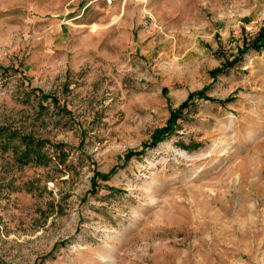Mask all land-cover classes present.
Here are the masks:
<instances>
[{"label":"rangeland","instance_id":"374dc122","mask_svg":"<svg viewBox=\"0 0 264 264\" xmlns=\"http://www.w3.org/2000/svg\"><path fill=\"white\" fill-rule=\"evenodd\" d=\"M263 30L264 0H0V264H261Z\"/></svg>","mask_w":264,"mask_h":264},{"label":"trees","instance_id":"16d2710c","mask_svg":"<svg viewBox=\"0 0 264 264\" xmlns=\"http://www.w3.org/2000/svg\"><path fill=\"white\" fill-rule=\"evenodd\" d=\"M264 46V30L262 31V33L260 34L259 38L252 42V43H245L243 49H241V54H244L246 51H248V49L252 48V47H256L258 48V50H261ZM239 55V56H240ZM239 59V57H237V59H235L234 61H230L225 63V65H223V67L213 71V75H217L219 73H222L226 70H229L230 68H232V66L235 65V63L237 62V60ZM206 90H200L197 92L192 93L188 99L180 106V108L174 112L172 114V117L169 119V123L166 127L159 129L156 131L155 135L153 136L152 140L147 143L144 147V149L140 150V151H131L127 154V158H130L133 155H140L142 154L147 148L149 147H155L160 141L164 140L165 138H167L175 129H176V125H177V120L181 117L184 109L186 107H188L190 104L194 103L195 98H208L210 100H213L212 97H209L206 94ZM4 132H1V135L5 137L4 141L2 142V145L5 146H13L14 148V155H15V161L19 164V165H26L30 162H36V163H48L49 162V154L45 151H43V146L46 143L44 141V139H36L35 136L33 135H21L20 136V145H14L13 144V139L16 137V135H9L7 132L4 135ZM16 134V133H14ZM23 146L25 148H23ZM59 151V156H62V149L57 148V151ZM64 157H61L60 160H62ZM117 167H114L111 170V173H114L116 171ZM100 173H97V175H99ZM102 178L104 179H108L109 175H101ZM112 190H117V189H113L112 187L110 188Z\"/></svg>","mask_w":264,"mask_h":264},{"label":"built area","instance_id":"2783aa9c","mask_svg":"<svg viewBox=\"0 0 264 264\" xmlns=\"http://www.w3.org/2000/svg\"><path fill=\"white\" fill-rule=\"evenodd\" d=\"M261 264H264V256L262 257V261H261Z\"/></svg>","mask_w":264,"mask_h":264},{"label":"bare ground","instance_id":"6f19581e","mask_svg":"<svg viewBox=\"0 0 264 264\" xmlns=\"http://www.w3.org/2000/svg\"><path fill=\"white\" fill-rule=\"evenodd\" d=\"M117 19V18H116ZM97 26H95L94 28H96Z\"/></svg>","mask_w":264,"mask_h":264}]
</instances>
